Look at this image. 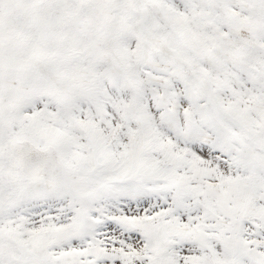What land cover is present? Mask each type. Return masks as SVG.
Wrapping results in <instances>:
<instances>
[{"label": "snow or ice", "instance_id": "obj_1", "mask_svg": "<svg viewBox=\"0 0 264 264\" xmlns=\"http://www.w3.org/2000/svg\"><path fill=\"white\" fill-rule=\"evenodd\" d=\"M0 264H264V0H0Z\"/></svg>", "mask_w": 264, "mask_h": 264}]
</instances>
